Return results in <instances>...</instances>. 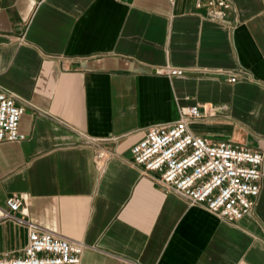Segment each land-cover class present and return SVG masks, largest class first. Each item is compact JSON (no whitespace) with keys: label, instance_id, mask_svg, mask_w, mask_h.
Wrapping results in <instances>:
<instances>
[{"label":"crops","instance_id":"0c3cea01","mask_svg":"<svg viewBox=\"0 0 264 264\" xmlns=\"http://www.w3.org/2000/svg\"><path fill=\"white\" fill-rule=\"evenodd\" d=\"M223 1L0 0V89L24 136L0 143V213L24 196L26 220L85 246L80 264H264V0ZM189 106L213 109L194 136L263 157L255 204L234 223L131 162L147 126ZM25 242L0 221V257Z\"/></svg>","mask_w":264,"mask_h":264},{"label":"built area","instance_id":"2783aa9c","mask_svg":"<svg viewBox=\"0 0 264 264\" xmlns=\"http://www.w3.org/2000/svg\"><path fill=\"white\" fill-rule=\"evenodd\" d=\"M172 4L174 0H166ZM225 7L223 0H214ZM212 1L208 2L211 6ZM221 11L210 10L209 17L221 18ZM158 73L183 76L184 69L165 67ZM228 83L235 75L218 72ZM244 74V73H243ZM212 108L189 106L178 109L177 119L145 128L140 140L130 147L131 162L142 173H155L154 181L166 193H172L188 206H200L218 219L234 223L247 215L259 194L263 157L257 151L233 147L226 143H212L194 136L188 129ZM22 109L14 98L0 89V143L24 140L18 133ZM107 154L101 150L93 161L100 167ZM24 196L5 200L0 221L11 222L26 231V242L17 257H0V264H80L85 246L58 234L49 232L25 219Z\"/></svg>","mask_w":264,"mask_h":264}]
</instances>
